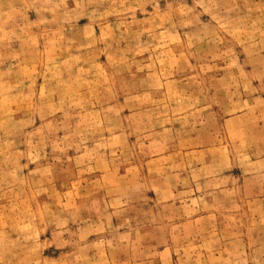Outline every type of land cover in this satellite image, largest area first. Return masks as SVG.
Here are the masks:
<instances>
[{"label":"rangeland","instance_id":"374dc122","mask_svg":"<svg viewBox=\"0 0 264 264\" xmlns=\"http://www.w3.org/2000/svg\"><path fill=\"white\" fill-rule=\"evenodd\" d=\"M0 264H264V0H0Z\"/></svg>","mask_w":264,"mask_h":264}]
</instances>
